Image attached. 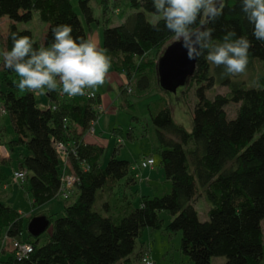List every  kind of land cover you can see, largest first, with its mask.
I'll use <instances>...</instances> for the list:
<instances>
[{
  "label": "trees",
  "instance_id": "16d2710c",
  "mask_svg": "<svg viewBox=\"0 0 264 264\" xmlns=\"http://www.w3.org/2000/svg\"><path fill=\"white\" fill-rule=\"evenodd\" d=\"M77 3L79 13L70 0H0V20L9 19L3 50L11 48L13 32L29 36L34 47H40L31 31L16 26L31 20L34 13L47 24L43 46H50L56 25L70 24L73 36L82 38L102 25V47L111 58V69L126 78L120 91L132 90L138 97L165 92L158 84L156 66L173 36L163 21L147 20L146 14H157L153 0ZM110 13L122 21L111 26ZM210 26L216 37L229 28L247 35L252 41L248 65L255 61L264 64V42L252 36L238 0H225L223 15ZM222 71L203 56L197 58L188 79L196 84L190 131L174 121L163 97L154 107L148 106L160 148L159 165L168 186L152 196L140 195L137 203L125 200L112 211L106 202L108 195L115 186L120 190V186L136 185L137 173L127 160L117 157V147L105 165L101 162L104 147L90 138L100 116L99 96L94 92L95 98H90L87 93L93 91L88 89L75 97L59 89L45 91L50 103L42 106L33 91L17 95L19 88L9 77L16 73L3 68L0 82L9 87L0 90V103L14 133L5 144L9 160L17 154V171H25L33 209L60 199L63 205L55 218L50 209L35 214L45 216L50 226L47 240L39 245V236L27 232L23 237L24 217L8 202L0 201V264H127L142 230L163 226L162 210L173 216L165 230L181 232L180 249L193 264H208L204 257L220 256L225 257L224 264H264V75L247 84L236 75L222 77ZM215 85L226 87L227 92L209 98L206 91ZM231 102L238 108L228 118L225 106ZM124 103L131 106L125 98L117 107ZM57 143L66 146V168L76 178L71 203L57 194L62 173ZM8 163L0 157V188L8 179L4 168ZM197 197H204L209 205L205 221L199 219L193 205ZM98 203L105 213L95 209ZM12 241L29 243L32 249L18 257L15 250L8 249ZM142 254L143 250L136 254L139 264Z\"/></svg>",
  "mask_w": 264,
  "mask_h": 264
},
{
  "label": "rangeland",
  "instance_id": "374dc122",
  "mask_svg": "<svg viewBox=\"0 0 264 264\" xmlns=\"http://www.w3.org/2000/svg\"><path fill=\"white\" fill-rule=\"evenodd\" d=\"M70 1L73 8L79 13L77 0ZM94 12L96 15L100 14V11L96 7L94 8ZM109 16L111 18V26L118 25L122 21L115 13H110ZM146 18L150 22H155L158 19L157 14H146ZM8 24L9 19L6 16L1 18L0 53L4 51L2 38L7 32ZM16 26L20 30L31 31L34 39L38 41L39 45H42V37L45 33L47 24L39 20L37 13H34L32 19L28 22H17ZM96 26L93 28H96ZM98 26L99 27L94 29L92 33L87 32V35L89 34V36L95 37L97 43H101L102 47V25ZM171 42H174L173 38H171L168 43ZM2 69V56H0V74L2 73ZM261 75H264V64L255 61L252 65H247L245 73L236 76L245 83L250 84ZM9 77L13 83L18 84L19 78L17 75L12 74ZM8 87L9 86L5 82H0V90H6ZM104 87L105 88L100 90V92L103 93L104 91V95L110 101H115V108L113 110L100 111L99 118L93 123L94 134H91L90 138L101 143L104 147L101 159L103 165L107 163L113 149L117 147V157L127 160L132 167V171L137 173L136 185H133L131 188H125L119 185L121 187L120 190L115 186L112 194L108 195L106 202L109 203L111 210L115 211V207L119 204H123L125 200L129 199L132 203H137L140 195L152 196L168 186L163 169L159 165L160 148L156 138L155 127L148 114V106L154 107L159 103L160 98L163 97L170 106L174 121L181 124L187 131H190L192 129V110L196 103V84L194 82L191 84L187 81L184 85L179 86L175 92L163 91L160 93L153 91L141 97L136 96L132 90L130 91L131 93L127 90L121 92L115 82H108ZM23 92L24 90L21 89L16 90L17 95H21ZM226 92V87L215 85L206 91V95L212 98L215 94H225ZM34 93L37 100L40 101L41 93L39 91ZM125 98L131 103V106L124 103L122 107H117L119 102H123ZM237 108L238 104L232 102L225 106L228 118L235 116ZM0 127H2L3 130L6 128L3 136L8 138L9 134L12 133V125L6 115L0 116ZM147 157H152L155 164L153 166L141 168V161ZM16 158L17 154L14 153L12 155L11 164L4 166L8 174V181L5 183L6 189H3V187L0 188V192L4 193L7 198L3 200L0 195V201H6L11 206L13 205L16 210H21L22 214L25 216L23 227V237L25 238L28 232L26 228L29 216L42 212L41 210L43 209H50L53 218H55L58 216L55 215V213H59L63 201L62 199L54 200L43 207L33 209L28 194L27 180H24L21 185H17L13 181V171L18 169ZM145 179H148L147 183ZM73 199L74 197H69L66 203H71ZM98 204H96L95 209L105 213L103 212L102 204ZM193 205L198 213L199 219L201 221L207 220L209 205L204 197H197ZM159 216L163 220V226L156 230L143 229L135 241V249L131 256L135 255L143 246V253H148L150 257L155 260L156 264H193L188 256L184 255L180 249L181 232L169 233L165 230L166 224L169 223L173 216L164 210L159 213ZM49 231L50 226L39 235V245L47 240ZM8 249H11V247L9 246ZM204 259L208 264H224L226 260L225 257L222 256L204 257ZM135 262V264H139L138 260H135Z\"/></svg>",
  "mask_w": 264,
  "mask_h": 264
},
{
  "label": "clouds",
  "instance_id": "9594fccd",
  "mask_svg": "<svg viewBox=\"0 0 264 264\" xmlns=\"http://www.w3.org/2000/svg\"><path fill=\"white\" fill-rule=\"evenodd\" d=\"M241 12L252 27L256 41L264 42V0H238ZM157 24L172 34L192 61L203 56L213 66L222 67L221 76L243 74L249 63L252 41L234 28L219 37L212 25L223 15L225 0H153ZM50 46L34 47L29 36L11 33L12 46L0 53L3 68L16 73L21 90L62 91L69 97L84 95L105 83L111 58L93 36H73V27L64 23L52 28ZM17 182L23 173L15 176Z\"/></svg>",
  "mask_w": 264,
  "mask_h": 264
},
{
  "label": "water",
  "instance_id": "95a60500",
  "mask_svg": "<svg viewBox=\"0 0 264 264\" xmlns=\"http://www.w3.org/2000/svg\"><path fill=\"white\" fill-rule=\"evenodd\" d=\"M196 60H188L186 50L178 43L171 42L163 50L157 61V75L159 86L169 92L184 85L193 75ZM49 226V221L43 215L31 218L27 224V231L32 237H37Z\"/></svg>",
  "mask_w": 264,
  "mask_h": 264
},
{
  "label": "built area",
  "instance_id": "2783aa9c",
  "mask_svg": "<svg viewBox=\"0 0 264 264\" xmlns=\"http://www.w3.org/2000/svg\"><path fill=\"white\" fill-rule=\"evenodd\" d=\"M36 92V91H33ZM88 96L90 98H95V94L94 92H88L87 93ZM98 110L101 111L100 106L97 107ZM5 109L3 108L2 104L0 103V115H4ZM92 132V129H91ZM55 149L58 152V154L60 155L61 161H62V173H61V185L60 188L57 192L58 196L60 198L63 199H68L74 189V184L76 181V178L74 176V174L70 173L69 171H67V148L63 143H57L55 144ZM155 164V161L153 158L147 157L145 159H143L140 163V167L141 168H145L148 166H153ZM17 173H23V179L19 182L16 181L15 176ZM25 179V171H15L13 172V181L14 183H16L17 185H21L22 182ZM6 239H4V241H2L1 246L5 244ZM11 249L16 251V255L18 257H24L27 255V253H29L32 249L31 245L29 243H19L18 241H12L11 243ZM140 264H155V262L153 261V259L150 257V255L148 253H143L140 257Z\"/></svg>",
  "mask_w": 264,
  "mask_h": 264
},
{
  "label": "crops",
  "instance_id": "0c3cea01",
  "mask_svg": "<svg viewBox=\"0 0 264 264\" xmlns=\"http://www.w3.org/2000/svg\"><path fill=\"white\" fill-rule=\"evenodd\" d=\"M99 26L97 25L96 28H93L91 31H88V33H92L94 29H97ZM89 36V34L87 35V37ZM44 38V35L42 37V39ZM95 38V37H94ZM96 40V38H95ZM98 45L101 47V43H98ZM40 47L43 46V40H42V45H39ZM108 82H115V84L118 85V87L121 89L123 88V86L126 84V78L124 75L122 74H117L116 72H114L111 68L109 70V72L107 73V76H106V79H105V83L103 85H100L98 86L97 88L95 89H88V90H92L93 92H95L99 98H100V108H101V111H105V110H113L115 107H114V104H115V101H110L105 95H104V91L103 93L100 92V90H103L105 87V85L108 83ZM41 98H40V102H41V105L42 106H46L50 103V101L45 97V94H40ZM43 96V97H42ZM6 130V128L4 129ZM4 130L2 127H0V157L3 158V159H6L7 162H9L8 164H11V160H9V153L8 151L6 150L5 148V144L6 142L9 140V139H12L14 138V133H13V130H12V133L9 134V137L5 138L3 136V133H4ZM91 136V135H90ZM12 155V154H11ZM6 170V169H5ZM18 169H16L15 171H17ZM13 171V172H15ZM8 181V179L6 181H4L1 185V188L3 187V189H6V185L5 183ZM146 183L148 182V179H145ZM0 195L2 196L1 199H5L7 198V196L0 192ZM4 202V201H2ZM6 202V201H5ZM13 207V205H12ZM14 208V207H13ZM17 211L25 218V216L22 214L21 210L20 209H17ZM36 216V215H35ZM30 217V216H29ZM261 225H262V229H263V239H264V220L261 222ZM144 251V248L142 246V249H140L138 252L140 251ZM136 252V254L138 253ZM135 255L131 256L130 258V262H128L127 264H135V260L137 261V257L135 258ZM153 261L155 262V260L153 259ZM156 264V262H155Z\"/></svg>",
  "mask_w": 264,
  "mask_h": 264
}]
</instances>
